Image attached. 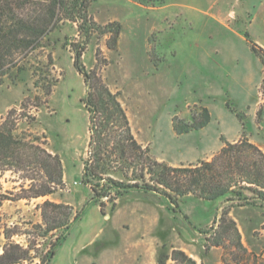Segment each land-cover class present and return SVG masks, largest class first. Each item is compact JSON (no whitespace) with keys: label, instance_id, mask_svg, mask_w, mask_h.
I'll list each match as a JSON object with an SVG mask.
<instances>
[{"label":"rangeland","instance_id":"obj_1","mask_svg":"<svg viewBox=\"0 0 264 264\" xmlns=\"http://www.w3.org/2000/svg\"><path fill=\"white\" fill-rule=\"evenodd\" d=\"M205 2L164 0L161 5H143L135 0H92L86 7L87 23L82 24L80 18L61 19L40 47L17 56L0 76V124L9 116L18 134L37 138L59 156L63 168L61 186L48 196L31 199H16L20 186L28 184L21 173L0 170V254L7 243L5 232L27 251L12 264H49L48 256L59 236L66 234L62 227L45 231L40 207L44 200L71 206L69 220L74 223L65 243L68 247L104 228L103 217L131 191L95 196L83 179L90 131L89 113L82 101L88 86L74 65L78 51L83 71L95 70L118 94L135 139L159 161L180 166L208 160L220 150L213 149L217 137L223 143L225 135L238 136L239 141L260 134L264 142V54L259 56L263 76L244 101L247 107L235 106L236 87L231 94L216 92L220 77L215 66L195 62L187 66L191 44L216 46L226 38L204 16L196 14L191 19V8L206 7ZM235 42L244 49L243 41ZM203 109L209 120L198 131L191 125L204 119ZM186 128L189 131H181ZM107 168L104 178L125 180L122 170ZM136 191L143 195L145 205L153 207L165 235L168 228L175 233L177 245L169 234L170 242L159 248L164 246L170 253L181 243L199 255V264H264L261 202L175 194L178 205L174 209L160 193ZM216 239L221 242L218 246L212 245ZM60 262L58 257L50 264Z\"/></svg>","mask_w":264,"mask_h":264},{"label":"trees","instance_id":"obj_2","mask_svg":"<svg viewBox=\"0 0 264 264\" xmlns=\"http://www.w3.org/2000/svg\"><path fill=\"white\" fill-rule=\"evenodd\" d=\"M91 1L0 0V76L17 56L40 47L61 19L80 18L82 24L87 23L86 7ZM135 1L143 5L164 3V0ZM115 31L117 36L118 29ZM245 36L251 50L258 56L263 55L264 50ZM79 56L80 51L76 53L74 65L83 72L88 86L82 101L89 113L90 131V156L84 162L83 179L90 183L95 196H105L112 190L121 194L141 189L164 195L174 209L178 205L175 194H193L206 200L227 197L230 201L244 204L259 201L264 205V152L257 145L246 139L223 141L220 150L208 160L180 166L159 161L135 139L118 94L110 90L95 70L83 71L78 64ZM203 110L204 119L191 125L193 129H200L208 122V112ZM16 131V123L9 116L0 124V170L21 173V178L28 182L26 187L20 186L16 199L50 195L63 183L61 159L38 143L37 138L30 139ZM181 131L187 132L189 128ZM107 167L122 170L125 180L104 178ZM40 207L46 232L60 227L68 230L70 205L46 199ZM4 236L7 243L0 254V264H12L24 258L27 251L10 240L11 234L5 232ZM64 236L61 234L59 241ZM220 243L216 239L212 245ZM52 254L53 251L48 257ZM169 259L173 263H168ZM156 261L157 264H196L182 249L173 247L169 253L164 246L159 249Z\"/></svg>","mask_w":264,"mask_h":264},{"label":"crops","instance_id":"obj_3","mask_svg":"<svg viewBox=\"0 0 264 264\" xmlns=\"http://www.w3.org/2000/svg\"><path fill=\"white\" fill-rule=\"evenodd\" d=\"M205 3L206 7L191 8L194 13L193 16L190 15L191 19L196 14L204 16L212 23L210 25L216 32L220 30L219 34L224 33L226 38L221 39L216 46H209L206 42L191 44L187 66L190 67L191 63L193 66V62L215 66L220 77L216 80V92L231 94V91L235 92L236 87L238 94L232 95V100L236 107H242L263 76L262 61L251 50L245 35L264 50V0H206ZM235 40L244 42L240 44L243 50ZM204 128L205 126L198 131ZM261 129L264 130V127ZM225 139L234 142L238 136L225 135ZM249 141L264 152V142L260 134L256 137L250 136ZM217 142L213 149L222 147L223 143L219 137ZM130 190L122 198L124 201L121 200L111 214L103 217L106 220L104 228H100L85 241H75L65 247L74 221L70 223L64 238L56 245L49 264L58 257H61L60 264H157L159 247L170 242L166 239L169 234L174 240L172 243L177 245L175 233L173 229L168 228L169 231L165 235L166 230L160 218L154 215L153 207L144 204L143 195L136 191L138 189ZM96 207L99 210V206ZM178 246L199 264L198 254L189 251V248L181 243Z\"/></svg>","mask_w":264,"mask_h":264}]
</instances>
